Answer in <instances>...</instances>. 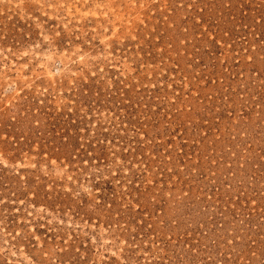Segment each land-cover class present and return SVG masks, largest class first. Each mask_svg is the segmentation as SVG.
Instances as JSON below:
<instances>
[{"label": "rangeland", "instance_id": "obj_1", "mask_svg": "<svg viewBox=\"0 0 264 264\" xmlns=\"http://www.w3.org/2000/svg\"><path fill=\"white\" fill-rule=\"evenodd\" d=\"M0 264H264V0H0Z\"/></svg>", "mask_w": 264, "mask_h": 264}]
</instances>
